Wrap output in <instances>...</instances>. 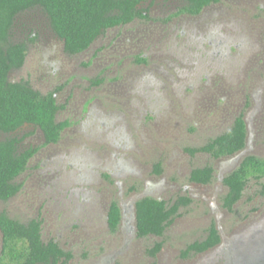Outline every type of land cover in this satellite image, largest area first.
Here are the masks:
<instances>
[{
  "label": "rangeland",
  "instance_id": "374dc122",
  "mask_svg": "<svg viewBox=\"0 0 264 264\" xmlns=\"http://www.w3.org/2000/svg\"><path fill=\"white\" fill-rule=\"evenodd\" d=\"M183 5L146 0L149 18L108 29L76 55L64 51L40 10L16 22L12 38L26 40L28 52L11 81L56 91L65 104L57 119L71 125L50 145L39 128L15 133L23 148L40 150L18 178L22 190L0 200V213L40 217L43 239L70 250L71 264H264V178H252L232 210L223 205L224 177L245 156L264 157V0L175 14ZM240 113L247 123L242 150L218 158L188 151L228 130ZM205 165L214 167L212 181L192 182V169ZM180 195L192 202L162 236H138L136 200L172 203ZM112 200L123 213L115 232L107 222ZM213 223L221 242L184 255ZM2 239L0 230V251Z\"/></svg>",
  "mask_w": 264,
  "mask_h": 264
},
{
  "label": "trees",
  "instance_id": "16d2710c",
  "mask_svg": "<svg viewBox=\"0 0 264 264\" xmlns=\"http://www.w3.org/2000/svg\"><path fill=\"white\" fill-rule=\"evenodd\" d=\"M146 0H0V200L8 201L19 193L23 182L18 177L27 169L30 159L39 147H22V138L15 135L26 125L41 129L45 142L56 143L63 130L71 123L58 120L64 107L58 103L55 91L42 93L28 80L11 81L9 72L20 69L26 60L28 42L13 40V30L22 14L40 10L48 19L50 29L64 41V49L70 54L87 50L110 28L132 23L136 19L149 18ZM223 0H182L184 5L175 13L199 15L210 5ZM145 61V58H140ZM247 141V126L243 113L231 127L210 138L204 145L187 148L189 152H207L214 157L233 155L242 150ZM157 172H161L157 164ZM214 177V167L205 165L193 168L192 182L208 184ZM252 178H264V157L247 155L223 181L228 192L223 205L232 210L242 198ZM192 202L188 195L178 196L172 203L154 196H144L135 202L136 228L140 237L162 236L173 222L181 207ZM122 219V210L117 200H112L108 211V223L115 232ZM0 230L3 244L0 264H71L73 253L65 250L55 239L45 241L42 235V220L31 218L21 221L7 212L0 213ZM221 241L218 228L213 223L207 236L190 243L184 255L202 253ZM157 243L149 250L156 255L161 248ZM156 264V263H155Z\"/></svg>",
  "mask_w": 264,
  "mask_h": 264
},
{
  "label": "flooded vegetation",
  "instance_id": "af4514ba",
  "mask_svg": "<svg viewBox=\"0 0 264 264\" xmlns=\"http://www.w3.org/2000/svg\"><path fill=\"white\" fill-rule=\"evenodd\" d=\"M56 36H57V35H56ZM60 39H61V38H60ZM62 40H63V39H62ZM63 42H64V41H63ZM64 51H65V49H64ZM65 52H66V51H65ZM83 52H84V51H83ZM66 53H67V52H66ZM81 53H82V52H81ZM78 54H79V53H78ZM74 55H76V54H74ZM14 70H16V69H14ZM12 71H13V70H12ZM12 71H11V72H12ZM11 72H9V78H10V74H11ZM10 80H11V79H10ZM56 94H57V92L55 91V96H56ZM63 105H64V107H65V104H63ZM64 107H63V108H64ZM63 108H62V109H63ZM62 109H61V110H62ZM61 110H60V111H61ZM243 116H244V113H243ZM244 119H245V116H244ZM65 120H68V119H65ZM69 121H70V120H69ZM245 121H246V119H245ZM70 123H71V121H70ZM70 125H71V124H70ZM70 125H69L68 127H70ZM26 126H31V125H26ZM246 126H247V123H246ZM68 127H66L64 130H66ZM40 130H41V129H40ZM64 130H63V131H64ZM62 133H63V132H62ZM43 137H44V135H43ZM61 137H62V135H61ZM59 141H60V140H59ZM59 141H58V142H59ZM44 142H45V139H44ZM58 142H56V143H58ZM50 144H55V143H48V144H45V145H50ZM29 146H34V147H36L35 145H29ZM29 146H27V147H29ZM39 150H40V148L38 149V151H39ZM38 151L34 154V156L38 153ZM34 156H33V157H34ZM227 156H230V155H227ZM33 157H32V158H33ZM32 158H31V159H32ZM31 159H30V160H31ZM29 162H30V161H29ZM28 167H29V163H28ZM28 167H27V169H28ZM27 169H26V170H27ZM26 170H25V171H26ZM25 171H24V172H25ZM21 175H22V174H21ZM21 175H20V176H21ZM20 176H19V177H20ZM19 177H18V178H19ZM18 181H19V180H18ZM19 182H20V181H19ZM21 182H22V181H21ZM199 184H200V183H199ZM23 186H24V184H23ZM22 188H23V187H22ZM22 188H21V190H22ZM136 201H137V200H136ZM109 207H110V205H109ZM120 207H121V206H120ZM121 210H122V209H121ZM108 211H109V209H108ZM135 215H136V214H135ZM122 217H123V213H122ZM36 218L41 219L40 217H36ZM41 220H42V219H41ZM107 222H108V213H107ZM121 222H122V219H121ZM121 222H120V224H121ZM120 224H119V226H120ZM108 226H109V223H108ZM42 228H43V220H42ZM109 229H110V227H109ZM110 230H111V229H110ZM42 235H43V233H42ZM49 240H50V239H49ZM49 240H47V241H49ZM55 240H56V239H55ZM56 241H57V240H56ZM57 242H58V241H57ZM220 242H221V241H220ZM220 242H219V243H220ZM219 243H218V244H219ZM218 244H217V245H218ZM217 245H216V246H217ZM214 247H215V246H214ZM214 247H213V248H214ZM211 249H212V248H211ZM209 250H210V249H209ZM69 251H70V250H69ZM207 251H208V250H207Z\"/></svg>",
  "mask_w": 264,
  "mask_h": 264
}]
</instances>
